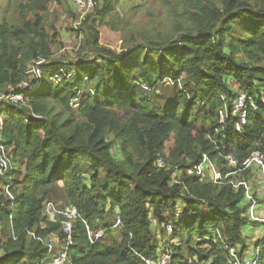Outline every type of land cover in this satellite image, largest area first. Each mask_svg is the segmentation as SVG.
<instances>
[{"label":"trees","instance_id":"trees-1","mask_svg":"<svg viewBox=\"0 0 264 264\" xmlns=\"http://www.w3.org/2000/svg\"><path fill=\"white\" fill-rule=\"evenodd\" d=\"M50 1L0 0V96L17 90L23 97L21 104L0 103V146L11 167H0V264L44 262L47 248L28 231L63 240L60 225L45 217L51 201L77 208L86 222L74 227L73 264L155 260L170 223L182 243L173 247L171 264H232V248L245 259V229L260 224L246 217L247 186L234 190L228 182L239 173L214 184L210 171L198 169L214 163L225 178L234 170L228 155L243 169L254 152L264 154V0H171L173 34H186L168 46L151 39L136 49L101 42L95 17L114 28L106 19L116 5L136 14L151 0H93L78 32L95 58L42 68L37 90H20L33 62L52 55L45 29ZM72 70L77 75L68 79ZM240 94L251 102L238 135L235 121L222 122L220 111H231ZM253 170L242 173L257 177ZM59 186L68 204L53 199ZM263 197L257 189L252 204ZM88 229L104 235L92 243Z\"/></svg>","mask_w":264,"mask_h":264},{"label":"rangeland","instance_id":"rangeland-1","mask_svg":"<svg viewBox=\"0 0 264 264\" xmlns=\"http://www.w3.org/2000/svg\"><path fill=\"white\" fill-rule=\"evenodd\" d=\"M171 0H151L145 6L137 10L136 14L131 13L128 9V5L125 7L121 5H116L115 11L109 15L106 19L107 22H113L114 28L109 27L107 24L101 22L100 17L96 16L95 19L100 26L98 27L101 34V42L105 44H110L112 46L118 47L121 44H125L126 47L138 48L149 46V40H161L164 46H168L170 43L178 40L180 35L186 34L185 31L173 34V24L175 20H178L177 11L174 13L173 7L168 5ZM93 2V0H92ZM94 8H95V3ZM40 5V2H37ZM48 9L45 13V18L47 25L45 27L47 33L49 34V42L54 43L52 55L46 59H41L34 61V69L29 71L31 75L29 80L25 81L24 84L27 89L37 90L39 86V81H41V69L55 67L59 64L64 65H77L83 61L86 57L95 58L92 54V50L85 45L86 34L82 32L79 35V27L81 25L83 17L92 12L94 9H85L76 5L73 0H51L45 4ZM91 7V6H90ZM89 7V8H90ZM102 7V4H100ZM3 11L7 12L8 5L4 4L1 8ZM15 15V13H14ZM237 38H242L243 35L235 32L234 34ZM151 40V41H152ZM77 75L75 70H72L68 74V79H73ZM86 79H84L85 81ZM168 86V85H167ZM2 121H0L1 123ZM174 143V138H172L167 144L166 149L168 150ZM117 145L113 149L114 157H120V149ZM167 154V153H166ZM215 176L216 170L218 171L216 164H210ZM205 169V167H203ZM253 171H256L255 169ZM233 172V171H231ZM209 172L205 173L208 174ZM211 173V172H210ZM219 173V171H218ZM220 174V173H219ZM210 175V174H208ZM221 175V174H220ZM238 175V174H237ZM222 177V176H221ZM103 183H107L104 175H102ZM223 179V177H222ZM221 179V180H222ZM258 179L253 173L247 175V172L242 170L239 172L237 179L228 180L232 184L234 190L239 189V184L243 183L247 186L249 195H254V192L264 191V182L262 180L258 181V188L253 187L255 184L254 180ZM220 180V181H221ZM219 182V181H218ZM238 185V187H237ZM254 191V192H253ZM55 195L53 199L58 203L64 205L68 204L69 199L65 194L62 186H59L54 190ZM247 197V196H246ZM264 199V197L262 198ZM59 205V204H58ZM60 206V205H59ZM244 206L246 208V217L250 221H257L258 218L264 220V201L256 202V205L252 204V199L247 197L244 200ZM258 224L255 227H247L245 229L246 240L249 244L245 256L250 258L252 256H257L260 249L264 250V222L257 221ZM189 221H185L182 225V234L184 237H188L190 234ZM159 232V231H158ZM119 232L114 231V236L117 237ZM163 239V238H162ZM263 239V240H262ZM164 240V239H163ZM162 243V242H161ZM259 245V247H257Z\"/></svg>","mask_w":264,"mask_h":264},{"label":"built area","instance_id":"built-area-1","mask_svg":"<svg viewBox=\"0 0 264 264\" xmlns=\"http://www.w3.org/2000/svg\"><path fill=\"white\" fill-rule=\"evenodd\" d=\"M74 3L81 8L85 9H91L93 7L92 0H73ZM91 6V7H90ZM90 7V8H89ZM27 83L21 84L18 88L20 90H27V86L24 85ZM3 101H9L12 103H23V97L18 94V91L10 90V92L7 95H1L0 96V103ZM249 99L246 97L245 94H240L236 100H234L232 104L231 111L222 110L220 111V117L221 121L223 122L225 119H230L232 121H235V130L238 135H241L242 131L244 130V127L247 124L248 121V103ZM251 102V101H250ZM252 108L255 109L254 104L251 103ZM1 121V120H0ZM1 145V144H0ZM0 167L3 169L4 172H6L10 167V159L4 154L2 146H0ZM206 161V160H205ZM226 161L228 163V167L231 169H234L233 172H230L229 175H227L225 178L222 179L221 175L216 170L215 176L210 175V180L216 184L220 183V180L223 181L227 179L228 177L232 175H237L241 170L245 171L248 168H254L257 171V178L259 177V180H262L264 182V154L260 152H254L251 157L246 160V162L243 164V169H241V165L238 161V159L234 155H228L226 157ZM158 166L164 167V161L162 158L158 159ZM205 167V169H203ZM207 171H210L211 174H214V171L209 163V165L203 164L198 169L199 175H204ZM190 173H193V171H190ZM173 182L178 183L176 173L172 176ZM254 180V179H253ZM219 181V182H218ZM240 185H243L246 187L245 184L240 183ZM238 187V185H237ZM264 189V187H263ZM246 195L250 199L251 196L249 195L248 189H246ZM256 205V204H253ZM44 213L45 217L47 219V222L52 224H59L61 227V231L63 234V240H60L58 237H48L47 239H43L42 237L36 236L35 231H28L29 236H31L35 241L42 243L48 250V256L42 262V264H73L71 258H70V252L71 249L74 247V227L75 224L79 219L82 220V216L75 207L65 206L61 207L57 205L54 202H46L44 205ZM182 214V210L178 209L175 211V218H180ZM85 224V220H82ZM259 222H264V220L258 218ZM117 226L121 225L120 220H117L116 222ZM174 226L172 223L168 224L165 228L167 237L166 239L161 238V244L164 245L155 260L151 258H144L145 264H171L172 263V250L173 247H178L182 243L178 240H174ZM88 235L90 237V240L92 243H95L98 239L102 238L104 235L103 231H97L96 233L90 232L88 229ZM263 249L259 248L258 255L252 256L250 258L244 256L245 259H241L238 255L237 249H230V260L232 264H258L259 263V256L263 252ZM189 264H192L189 262Z\"/></svg>","mask_w":264,"mask_h":264},{"label":"crops","instance_id":"crops-1","mask_svg":"<svg viewBox=\"0 0 264 264\" xmlns=\"http://www.w3.org/2000/svg\"><path fill=\"white\" fill-rule=\"evenodd\" d=\"M262 215H264V214H262Z\"/></svg>","mask_w":264,"mask_h":264}]
</instances>
